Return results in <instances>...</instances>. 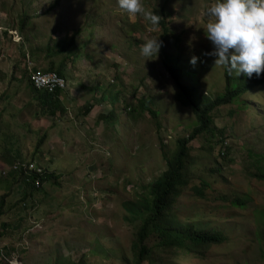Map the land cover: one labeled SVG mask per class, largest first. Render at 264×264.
I'll return each mask as SVG.
<instances>
[{"label": "rangeland", "instance_id": "obj_1", "mask_svg": "<svg viewBox=\"0 0 264 264\" xmlns=\"http://www.w3.org/2000/svg\"><path fill=\"white\" fill-rule=\"evenodd\" d=\"M55 2L0 0V197L6 212L0 221L21 225L16 233L7 230L0 251L10 248L8 264H135L133 243L149 213L150 186L196 125L177 99L161 52L177 58L183 84L199 98L225 93L223 67L205 55L213 50L205 12L215 0H141L159 16L163 8L166 33L121 10L117 0ZM96 11L105 15L93 20ZM151 38L164 48L146 58L141 45ZM51 61L67 83L55 116L41 108L30 81L33 68L50 70ZM242 79L232 73L231 86ZM147 98L154 117L138 109ZM210 114L211 133L192 142L188 181L173 215L177 226L219 234L225 244L199 256L157 253L143 264H264V182L257 179L264 173V84ZM222 140L229 148L225 159ZM19 161L58 175L23 205L18 175L4 178ZM201 181L210 184L202 196L193 190Z\"/></svg>", "mask_w": 264, "mask_h": 264}, {"label": "trees", "instance_id": "obj_2", "mask_svg": "<svg viewBox=\"0 0 264 264\" xmlns=\"http://www.w3.org/2000/svg\"><path fill=\"white\" fill-rule=\"evenodd\" d=\"M160 17H164L163 8L160 10ZM159 15V13H157ZM25 19L20 21V26L22 27L25 23ZM26 24V23H25ZM161 28H163L164 33L167 32L165 28L164 20L160 21ZM165 39V35L162 36ZM161 48H164L162 45ZM162 57L165 67L169 70L172 77L173 83L178 88L179 102L186 107H189L195 116L196 125L193 128L191 135L186 138L177 141V151L171 158L166 160L167 171L164 172L160 177L155 179L150 186V192L152 193V200L149 205H144V208L149 212L146 218L140 222L138 231L135 234V240L133 243V249L136 252V263L143 264L146 257H150L155 254H161L163 257L166 256H199L204 255L210 248L214 246H222L225 244V239L216 233L210 231H197L190 226H185L181 228L174 223L173 209L176 199L179 196V192L184 188L187 183L186 176V166L187 161L190 157L192 151V142L197 136L202 135L204 132L211 133L209 128L212 118L211 112L213 109L221 106L231 105L239 101V99L249 91H252L259 85L264 83V73L261 74L259 78L255 74L251 78H245L240 84L234 86L230 85V72L225 67L224 75L226 79L225 93L221 96L216 97L214 100H207L205 97H200L197 89L194 87H188L182 82V72L183 70L177 64V58L173 59L172 55L165 54L162 50ZM56 54V53H55ZM61 53L57 52V56ZM52 61L50 63L49 69L52 71L53 65ZM55 72L63 77L62 70L56 69ZM188 75V74H187ZM37 99L41 100V108L45 107V110L51 116H55L56 113L60 111L58 108L59 104V94L60 91L55 92L53 95L48 94L43 91H36ZM106 99V97L104 96ZM103 102H107L106 100ZM150 99H144L139 101L138 109L148 110L150 114L154 117L156 115L155 111L150 110L147 106ZM92 109L91 106L85 108V112L89 113ZM130 115L132 117L136 114V109L133 111L130 109ZM105 115L102 116L104 118ZM109 118V117H108ZM225 140H222L220 145L219 153L223 159L226 158V153L229 148L224 144ZM41 146V142H39ZM38 146V149L39 147ZM10 160V159H9ZM30 163H23L19 161L17 170L14 166L7 173L8 176L18 175V180L21 186L22 198L19 200L18 205H23L28 197H33L35 193L40 192L42 185L47 181L54 182L58 179V175L48 174L46 171L41 175H36L33 171L28 170ZM215 171V170H214ZM216 173V171H215ZM257 176V175H255ZM2 178V179H4ZM60 179V178H59ZM258 180L264 182V173L257 176ZM45 185V184H44ZM210 184L207 181H201V184L193 188L194 192L202 196L204 190L209 188ZM5 196V195H4ZM0 197V219L6 215L4 212V201L5 197ZM223 199H227L225 195L222 196ZM236 204L238 206H244L239 200H231L230 205ZM21 225L18 223L16 225H9L7 222L0 221V239L7 238L10 234L7 233L8 229H12L13 232L20 230ZM154 238L153 246L149 247L148 241ZM157 251V252H156ZM155 252V253H154ZM11 258L10 248L3 247L0 251V264H8L5 261ZM151 258V259H152ZM11 264V262H10Z\"/></svg>", "mask_w": 264, "mask_h": 264}, {"label": "clouds", "instance_id": "obj_3", "mask_svg": "<svg viewBox=\"0 0 264 264\" xmlns=\"http://www.w3.org/2000/svg\"><path fill=\"white\" fill-rule=\"evenodd\" d=\"M56 4H58V0H56L54 5ZM117 4L121 10L130 16H140L146 20L151 26V30L154 31L159 27L162 18L157 15V11H154V6L152 8L153 11H150L145 8L141 0H117ZM104 15L97 14L96 11L94 14L96 19L93 18V20H97L98 17ZM205 16L207 18L205 37L210 41L213 49L211 52L205 53V55L215 57V65L223 67V71H225L226 67L230 72V77L234 73L237 77L243 78L242 82L246 77L251 78L253 74L259 78L264 73V0H215V3L207 8ZM133 28L135 30L137 25L133 26ZM77 37L78 35H75L71 39L74 47ZM161 47L162 41L159 38L148 39L141 45V55L146 58L157 57ZM197 60L198 58L193 56L190 63L195 65ZM45 73H54L59 76L55 71H39L37 68H33L30 74L33 90L43 91L51 95L60 91L61 94V91L67 86L66 80L61 76L59 77L64 82V88H57L52 93L45 89H37L33 85L32 77L35 74ZM261 85L246 94L260 88ZM30 165H35L36 169H41V173L38 174L35 169L31 170L29 168ZM13 166L17 170L18 166ZM29 166L28 170L33 171L36 175H41L45 172L44 169L34 164V162H31Z\"/></svg>", "mask_w": 264, "mask_h": 264}, {"label": "built area", "instance_id": "obj_4", "mask_svg": "<svg viewBox=\"0 0 264 264\" xmlns=\"http://www.w3.org/2000/svg\"><path fill=\"white\" fill-rule=\"evenodd\" d=\"M32 79L34 81L33 85L37 89H45L49 93L54 92L57 88H64L63 80L54 73L35 74ZM29 168L31 170L35 169L38 174L41 173V169H36L35 165H30ZM14 264H16V261Z\"/></svg>", "mask_w": 264, "mask_h": 264}]
</instances>
